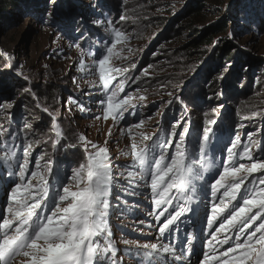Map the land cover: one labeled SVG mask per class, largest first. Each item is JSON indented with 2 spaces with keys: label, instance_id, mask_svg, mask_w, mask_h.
Returning <instances> with one entry per match:
<instances>
[{
  "label": "rangeland",
  "instance_id": "1",
  "mask_svg": "<svg viewBox=\"0 0 264 264\" xmlns=\"http://www.w3.org/2000/svg\"><path fill=\"white\" fill-rule=\"evenodd\" d=\"M27 1L32 5L31 11H11L13 17L0 24V99L15 102L12 109L0 111V142L7 143L12 127L23 129L22 136L40 143L33 153L47 154L58 168L59 163L60 167L64 164L59 170L62 175L67 172L70 176V170L86 160L82 149L68 147L75 143L74 136L83 134L101 146L107 141L115 169L108 217L114 241L123 237L144 243L148 242L146 237H151L152 242H157L158 237L157 222L149 215L155 211L149 192L129 195L136 188L135 183L128 185L118 175L131 162V156L123 154L131 151L132 140L127 133L130 125L143 120L142 127L133 129L134 133L163 135L170 131L171 124L186 117L185 127L191 124L188 144H195L208 121L216 120L213 127L224 133L216 143L217 165L223 158L219 149L236 133L242 144L248 142V133L254 134V139L262 142L256 154L264 153V115L244 119L254 110L264 113V0ZM199 6L202 9L197 13L194 9ZM96 19L112 20L128 38L116 45L115 51L120 52L121 58H111L113 66L127 69L112 86L121 79L127 81L119 98L132 94L136 107L130 108L119 122L111 117L105 120L101 115L99 99L103 93L98 71L80 68L81 58L91 65L97 57L87 53L97 52L107 42V25L98 29L91 23ZM224 19L225 31L211 37L215 41L209 42V46L199 50L183 48L197 36V30L203 31ZM226 40L231 47L225 53L215 54L217 45L221 44L222 51L225 49ZM17 72L28 76L29 81ZM26 87H31L35 98L23 91ZM141 95L144 100L139 99ZM177 95L183 104L175 101L169 104ZM81 104L85 111L80 110ZM44 107L59 114L57 123L66 140L58 151L51 147L55 133L51 131L49 114L42 110ZM97 115L101 118L97 119ZM29 120L36 125L26 131L24 124ZM136 139L139 141L140 137ZM30 167L36 170L34 163ZM10 171L11 168L5 171L0 167V208L5 204L6 189L11 183ZM214 173L215 169L205 174L209 182ZM50 179V192L55 196L61 189L54 178ZM125 186L128 191H121ZM72 190H76L74 185ZM209 195L201 192L196 198L200 201L199 207L179 221V233L162 239L163 243L176 245L179 253L180 248L187 246L186 235L194 234L192 253L184 258V264H200L203 259L208 239L203 218L206 206H210ZM117 247L126 264H137L125 253L123 245L117 243ZM25 261L26 258L18 257L14 264ZM167 261L179 264L171 256Z\"/></svg>",
  "mask_w": 264,
  "mask_h": 264
},
{
  "label": "snow or ice",
  "instance_id": "2",
  "mask_svg": "<svg viewBox=\"0 0 264 264\" xmlns=\"http://www.w3.org/2000/svg\"><path fill=\"white\" fill-rule=\"evenodd\" d=\"M91 23L98 29L107 25V42L97 52L87 53L97 57L91 65L81 58L80 68L81 71L89 68L98 71V83L103 93V98L99 99L101 115L105 120L111 117L114 122H119L130 108L136 107L132 94L119 98L125 80L112 86V82L123 76L127 69L113 66L111 58H121L120 52L115 51L116 45L128 38L112 20L96 19ZM144 74L147 75L146 70ZM17 75L29 81L22 72ZM23 91L36 96L31 87ZM139 99L145 97L141 95ZM173 101L183 104L179 95L169 104ZM14 103L0 99V111L7 112ZM42 110L52 121L55 139L51 147L58 151L66 140L57 123L59 114L49 112L47 107ZM80 110H86L82 104ZM261 115L264 113L254 110L244 119ZM143 123L140 120L127 129L132 140L131 151L123 154L130 155L131 162L118 175L128 185L135 183L136 188L129 195L149 192L151 207L155 209L149 215L157 222V242H152L151 237H146L148 242L144 243L123 237L118 242L113 240L108 217L115 169L107 141L101 146L87 140L83 134L74 136L75 143L68 147L82 149L86 160L71 169L70 176L67 172L62 175L47 154L33 160L32 143L22 141L20 145L9 147L6 142H0L3 144L0 167L5 171L11 168V183L6 189L5 204L0 208V264H14L18 257L26 258L24 264H126L124 257L119 255L117 243L124 246L125 253L137 264H168L169 256L184 264V258L192 253L194 234L186 235L187 246L180 248L179 253L176 245L163 243L162 239L179 233V221L199 207L200 201L196 198L203 191L210 194V206H206L203 218L208 239L200 264H264V153L256 154L262 142L248 133V142L242 144L240 135L234 134L219 149L223 158L217 165L215 145L210 143L214 136L219 142L213 127L216 120H209L200 131L192 153L187 146L191 129L190 125L185 127L186 117L171 124L164 139H160L158 133H134L133 129H140ZM30 128L32 125L25 124L26 130ZM240 148L242 151H238ZM244 160L248 163L242 162ZM33 163L36 170H31ZM213 169L215 173L209 182L205 174ZM50 178H54L61 189L55 196L50 192ZM73 185L76 190H72ZM121 191L127 192V186ZM140 231L143 236L142 229Z\"/></svg>",
  "mask_w": 264,
  "mask_h": 264
},
{
  "label": "trees",
  "instance_id": "3",
  "mask_svg": "<svg viewBox=\"0 0 264 264\" xmlns=\"http://www.w3.org/2000/svg\"><path fill=\"white\" fill-rule=\"evenodd\" d=\"M31 8H32V5L27 0H0V24L3 22L9 21L10 20L9 18L13 17V13H11V11H17L18 10L21 12H28V11H31ZM201 9L202 8L199 6V7L195 8L194 10H195V12L200 13ZM194 10L192 8L191 11L193 12ZM226 27H227L226 20L224 19L219 23H214L213 25H211L210 27H208L207 29H205L203 31L197 30L195 32V34H197V36L194 37L189 42V44L183 48L189 49V50L190 49L199 50L203 46H209V42L215 41V39L211 38V37H214V35L217 33H221L223 31H225ZM227 41L228 40H226V44H224L225 49H223V51H222L221 44L217 45V49L215 51V54H218L220 51H221V53L222 52L225 53L227 51V49H229L231 47V46H229V43ZM229 56L230 55H228L227 57H229ZM125 85H126V83H125ZM125 85H124V87H125ZM208 113H210V112H208ZM25 124H30L32 126L36 125L31 120H29V122H26ZM189 125H191V124L189 123ZM24 130H26L25 126H24ZM27 130H30V129H27ZM31 132H32V130H31ZM9 133H11V135H7V137H6V141H7V144L9 145V147H11L13 144L19 145V143L21 144L22 141H27V140H28L27 141L28 143L33 144V149H35L38 145H40V143L38 141H35L28 136H27V138H25V135L22 136L23 129L20 130L18 128L12 127ZM216 133H217V136H219V141H220L222 139L224 133L221 132V130H216ZM160 134H161V135H159L160 139H164L166 137V133H164L163 135H162V133H160ZM210 143L214 144L215 148H216V143H217L216 136H214L212 138V141ZM196 144H197V142H195V144L192 142V143L187 145L189 153H192L195 150ZM37 155H38V152L35 151V153H33V158L38 159L41 156V155L40 156H37ZM62 166H64V164ZM62 166L60 167V163H59V169H62Z\"/></svg>",
  "mask_w": 264,
  "mask_h": 264
}]
</instances>
